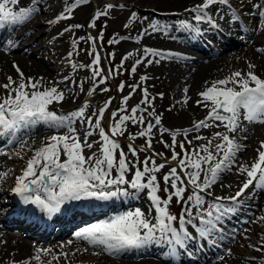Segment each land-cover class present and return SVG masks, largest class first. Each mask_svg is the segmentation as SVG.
Returning <instances> with one entry per match:
<instances>
[{"label": "snow or ice", "instance_id": "1", "mask_svg": "<svg viewBox=\"0 0 264 264\" xmlns=\"http://www.w3.org/2000/svg\"><path fill=\"white\" fill-rule=\"evenodd\" d=\"M88 0H73L71 4H66L62 13L50 23H58L62 19L71 18L72 11L87 3ZM244 0H241L243 3ZM252 3V12L248 15L257 17L256 30L264 29V0H248ZM19 0H0V26L20 25L30 20L40 11L41 0H32L28 7H20L13 10ZM11 5V6H10ZM220 5L227 8L231 16V21H238L240 16L230 4V0H203L201 4L186 8L185 11L193 15L196 24L185 20L178 22L179 29L188 30L196 34L201 33L198 26L201 22L219 28L216 20H225L224 8L217 7L213 14L212 6ZM114 6L109 4L104 11H97L90 27H95V19L109 14V10ZM120 7H123L121 5ZM137 13L133 12L129 18L130 22H136ZM146 19V18H144ZM80 25L65 28L63 32L72 31ZM125 27H129L126 24ZM148 28L153 32H167L166 26L149 22ZM148 28L135 38L139 42L148 33ZM60 33L58 35L63 34ZM130 37H126L128 39ZM176 39V37H172ZM102 40V33L99 37H80L72 40L73 51L68 53L70 67L73 71L88 69L91 71V87L87 95L91 97L98 84H103L113 75L110 68L107 75L99 67L101 55L96 51V41ZM80 41L92 42V53H95L89 65L72 62L74 54H78ZM113 39L109 43H117ZM8 49L17 46L16 42L8 39L5 42ZM3 46V45H0ZM144 56L136 59L131 68V72H136V66L144 63L152 64L154 61L150 56L164 58V54L149 48H145ZM264 53V48L257 49ZM89 53V55H92ZM176 53H168L167 57L177 56ZM131 56L127 54L124 59ZM123 66V60L121 67ZM19 72V82L8 77V83L3 87L6 96L0 97V137H7V144L11 145L23 141L18 137V133L24 131L31 134L38 126H44L48 130H54V134L45 138L40 146L34 150V154L27 160L26 166L20 175L15 177V186L11 192L19 198L24 205L35 206L41 213L48 217L57 214L74 211L77 207L88 208L102 207L103 204L97 202H126L129 199H138L141 194H146L150 201L148 213L139 207L111 215L98 222L88 224L74 233L77 239L87 242L89 245L99 247L109 255L120 256L133 250H142L149 246H158L166 258V264L179 260L182 255L192 256L188 251L189 245L193 241L208 242L214 233L220 232L218 225L224 223L225 218L235 214L237 207L243 197L251 187L254 191H264V141H261L260 148L257 149V157L251 165H240L237 168L238 175H245L246 179L241 183L239 191L230 197H213L206 201V196H213L212 187L217 183L220 175L225 171H230L236 166L237 154L243 149V145L237 142L235 133L242 129V122L264 124V77L255 71L256 65L249 63L248 71L242 73L235 71L230 76L215 80L207 86L205 90L198 93L201 99L197 100V105H203L208 109L204 119L195 122L192 127L186 129L169 130L158 127L161 125V116L155 111H148L141 105L152 106L154 97L149 96L147 88L143 89L140 103L132 107L130 112L126 105L132 95L141 87L139 83L129 85L131 91L128 96L121 100V107L111 113L110 119L113 121L108 126V131L102 126V121L111 99L105 102L103 107L88 114L89 104L87 101L75 110L64 112L53 108L55 104L65 102V90L61 89V83L67 84V78L63 81H44L41 77L34 80L25 77ZM99 78V79H98ZM148 77L142 76L141 81H146ZM74 86L83 91V82H71ZM209 82H205L208 85ZM51 84V86H48ZM15 85V86H14ZM123 82L118 86L119 91H123ZM104 88L101 91H108ZM71 92L72 88H68ZM189 89L185 87L183 92L187 94ZM161 97L163 94H160ZM188 97L185 95L183 103H187ZM147 117L154 118V122L149 120L146 127L138 133L130 134V139L137 137L146 138L145 146L137 148L129 144L128 153L121 148L120 142L115 139L123 136L127 124L144 125ZM119 116L117 120L116 117ZM93 118L95 120L93 121ZM77 123L83 124L86 131L83 136L76 127ZM223 128L224 131H216L210 138L196 135L194 140H204L206 143L193 147L191 150L185 148V142L192 145V140H188L190 133H199L201 129ZM156 128L161 135L169 133L172 142L165 143V147L172 151L171 160L178 162L181 173L177 167H171L163 175V191L168 193L166 198H162L158 193L161 191L157 180V173L165 168V163L156 164L155 156H163V153H155L148 156L144 161H139L138 153L152 149L153 129ZM61 129L66 132L61 133ZM98 135V141L89 142V137ZM183 137V140H177ZM95 144L100 147L97 151H91ZM177 147L180 152H177ZM85 149L91 151V155H85ZM118 153V155H117ZM129 154L136 159H129ZM16 155L20 156L17 152ZM63 157V159H62ZM143 165L141 167L140 165ZM7 173H0L2 180ZM191 189V194L185 198L186 191ZM171 189V191H169ZM173 198L178 204H182L179 216L172 213L170 204ZM79 202V203H74ZM207 204V208H205ZM195 208V213L193 212ZM154 211V215L151 213ZM264 221V217L259 218ZM189 226L197 234L194 236L189 231ZM222 238V237H221ZM69 244L71 241L68 242ZM256 251H264V243L259 247L253 246ZM166 249V250H165ZM51 249H36V253L24 264H31L32 260L41 262V253L48 256ZM67 260V253H61ZM59 260L60 256L52 257ZM223 259V257H221ZM52 264V261H47Z\"/></svg>", "mask_w": 264, "mask_h": 264}, {"label": "bare ground", "instance_id": "2", "mask_svg": "<svg viewBox=\"0 0 264 264\" xmlns=\"http://www.w3.org/2000/svg\"><path fill=\"white\" fill-rule=\"evenodd\" d=\"M31 2L32 0H24V6L23 4L20 6V3L15 6H10L13 7V10L18 11L20 7L30 6ZM72 2L73 0H41L39 5L40 11L36 13L30 20L24 22L23 27L14 31L15 36L13 40L16 42V44L19 42L21 43V41L25 39L27 42L25 44H29L26 46H30L37 41L36 45L37 48L40 47L38 50L40 55L36 54L35 58H32L33 51L30 50L33 48L25 50L24 47L17 50L16 47L8 49L7 45L3 46L2 49H0V86L8 83V77H12L13 80L19 82V72L17 71V67H14V65L18 66L20 72L23 73L25 81L28 77H31L34 80L42 77L44 81L49 82L63 81L68 77L67 84L61 83L59 85L61 89L65 90V102H63V104H55L52 107L62 111H65V109L69 108L70 110H75L82 106L85 101H87L89 104V108L87 109L88 114H91L92 111H95L97 107L94 106L92 102L100 103V90L105 86V84L97 86L94 94L89 97L87 92L90 89V86H93V84L91 83L89 86L91 76L87 71L88 69L73 71L70 67V62L69 66H61V63L58 60L52 59L51 54L53 53V49L51 44V34L54 32L57 34L62 33V23L67 27L75 26L78 21L80 24L84 23L85 18H87L91 9L92 11L95 9H98V11H104L105 7L109 4L114 6L109 10V14L107 15L109 18L120 19L119 16L125 15L128 12V15L126 16L127 18L124 20L122 27L114 31V36L112 38L118 41L117 43H114L115 48L119 51H122L123 53L121 58L123 59V66L121 67L122 72H129V70L135 64L136 59L144 56L143 50L145 48L153 49L164 54V58L150 56L149 59L154 61L152 64H147L145 61L144 63L136 66L137 70L135 73L131 72L134 76L133 84L139 83L141 87L137 89L126 105L128 111L130 112L132 107L140 103L137 102L139 92L142 89L147 88L149 96L154 97V100L151 107L147 105H141V107H146L148 111L154 110L156 114L161 116V125L158 127L168 128L169 130L186 129L192 127L195 122L204 119L208 113V109L203 107V105H197L196 101L201 99L198 93L205 90L207 86H210L211 82L226 78L235 71H241L242 73L247 72L249 70V63L255 64V71L257 74L264 77V53L257 51V49L264 48V29L256 30L257 17L248 15V13L252 12V3H249L248 0H244L243 3H241V0H230V4L232 7H235L237 11L242 13L244 17H246L249 27L247 30L248 36L254 34L255 31H262V34L256 35L254 38L251 37L249 40H247V43H241L245 46L236 47V42L234 39L229 38L226 43L217 45V47H211L210 49H206V47H204L203 44L199 42L200 38L203 39L202 37L204 35V38H206V36H212L216 34L215 31L208 29L207 26H199L205 25L206 23L201 22L198 25L201 29V33L197 34L195 37L191 35L193 39L188 38V36L192 33L191 31L179 29L178 25L180 20H185L195 25L196 22L193 19L194 14L185 11V9L201 4L203 0H88L87 3L76 7L72 11H81V14L78 18L71 14V18L62 19L58 23H50L56 19L58 14L62 13L66 4H71ZM253 2H258V0H253ZM43 3H46V5ZM121 5H123V7H120ZM217 7L224 8L226 16L225 20H220L218 16L216 17V20L219 25L223 27L222 30L229 33V31L232 30L231 23L229 22L230 20L228 19L230 12H228L227 8L220 5L212 6L210 11L214 14ZM133 12L137 13L138 19L136 22L129 21V18ZM103 16L104 15L100 16L97 18V20H100ZM150 21L166 26L168 31L153 32L151 28H148ZM126 24H129V27H125ZM145 28H148V33L144 35L139 42H136L135 38ZM37 29L41 30L39 31L41 32L40 35L36 34L33 36L31 31H35ZM78 29L79 28H75L72 30L75 33L76 39L80 38L77 36L80 31L82 37L83 35L92 37L94 34V31L90 28L85 30V32H83L82 26L80 27L81 30ZM67 34V32H63L62 35L58 36L65 37ZM9 35L10 33L8 36ZM27 36H29L30 39L27 40ZM126 37L130 38L125 39ZM172 37H176V39H173ZM29 40L33 42H28ZM71 42L72 39L70 38L68 44L70 45ZM81 43L83 42L80 41L79 45H81ZM231 47H235V49L229 53H226L225 55L218 56L217 58H211L212 53L215 51L223 49L226 50ZM33 50L36 51L37 49ZM47 50H49V52H46ZM129 53H131V56H129L127 59H124V57ZM168 53H176L178 55L168 58ZM201 54H205L207 59L205 60V58H201ZM196 56L197 59L193 58ZM55 57L56 56H54V58ZM54 60L57 63H54ZM90 61H92V59ZM72 62L79 63L74 61V59H72ZM69 72H71L72 75H67ZM61 74L64 75L58 76ZM142 76H146L148 79L146 81H141L140 78ZM72 81H76L77 83L82 81L83 91L74 86L71 83ZM206 81L209 82L208 85L205 84ZM143 82L146 83L143 84ZM48 86H51V84ZM185 87L189 89L187 94L183 92ZM68 88H72V91L69 92ZM161 93L163 94L162 97L160 95ZM167 94H169L170 98H172V104L171 106L165 107L164 102L162 104L160 103V99H164ZM6 95L7 93L3 87H0V97H4ZM122 95L117 98L115 103L111 101V104L108 106L107 110L111 109L113 112L120 108L121 100L124 97ZM185 95L188 97L187 103H183ZM89 98H92V100H89ZM107 110L102 121V126L105 127L106 131H108L109 124L113 122L110 119L111 113H108ZM144 115L146 116L144 125H133L129 122V124L134 127L135 133H138L140 130L146 127L149 120L154 122V118L147 117V112H145ZM116 119H119L118 116ZM94 120L95 118H93V121ZM162 121H164V124ZM76 127L78 128L81 136H83V133L87 130L85 125L77 123ZM242 129L243 130H240L234 134L237 142L244 146L243 149L237 154L236 166H234L230 171H225L220 175L217 183L211 189L213 196H206V201H210L216 196H231L230 194H232L235 189H239L241 183L246 179L245 175L237 174V168L240 165L245 164L250 166L257 157V149L260 148L261 141H264V124L248 123L247 121H243ZM60 131L63 133L67 130L61 129ZM216 131H224V129L222 127H212L201 129L199 133H190L187 139L192 140V145H189L187 142H185L186 149L191 150L195 146L206 143L204 140H194V136L200 135L210 138ZM52 134H54V130H48L44 126H38L31 134H28L24 131L18 133V137L25 141L23 146L19 141L8 145L7 142H5L6 140L0 139V155H6V152L4 153V151L7 150L6 148L13 146L14 150L11 148L8 149V151L10 152V150H12L10 153H15L14 159H19V157L16 155L17 152L20 153V156H23V151L29 152L32 156L34 154V150L40 146L41 142ZM123 136L128 138L130 137L125 134ZM115 139L119 140L120 137L117 136ZM183 139V137H177V140ZM98 140V135L89 137V142ZM161 140L163 145L164 141H172V138L169 133H164L161 135V133L156 128H154L152 149L144 151V159L148 156H152L153 151L155 153H160L158 151V146L163 149L162 145L159 144ZM134 141L137 143L135 147L140 148L141 146H139L138 143L146 142V138L137 137ZM99 147V144H95L91 151H97ZM91 151L85 149V155H91ZM165 154H168L166 150ZM171 156L172 153H169L167 157L168 163L163 169L167 173L171 167H177L178 173L182 175L181 170L178 167V162L170 160ZM128 158L133 159L130 155ZM154 159L157 165L165 163L161 160L159 155L155 156ZM3 163L8 164L7 162ZM1 169L3 168L0 167V170ZM21 172V167H17L13 170L6 168L3 171H0V173H7V176L0 180V191L4 186H7V189L11 190L13 187L9 186L15 183V177L20 175ZM169 191H171V189H169ZM263 192L264 191L258 190L254 191L253 187L250 186V188L246 190L245 195L241 197V202L246 201L250 204L249 209L246 210L247 215L245 216L244 220L246 222L242 223L243 226L247 224L250 229V235L253 232L251 231V228L255 230L260 227L258 225L255 226L253 222H251V219L247 218L252 214L254 217L257 216V210L255 208L257 204V209H260L259 213L262 214V217H264V199L260 197ZM190 194L191 189L189 188V190L185 193V198ZM127 202L130 206H127L125 209H123V207L126 206L125 203ZM106 203L108 206L105 208L112 209V211L117 212L116 214L134 209L136 207L141 208L147 214L150 207V201L148 200L146 194H141L138 199H129L128 201L123 202L124 204L121 201ZM207 206L208 205L205 204L204 207L207 208ZM109 209L100 211L95 216H90L83 213V215L78 214L79 216L70 218V220L64 225V233L67 234L72 231L75 233V231H78L80 228L88 224L107 218L109 215ZM193 212L195 213V208H193ZM151 214L154 215V211ZM71 217H73V215ZM90 221L94 222L89 223ZM66 226H69V228ZM11 229L6 231L0 230V264H24L25 261L29 260L30 257L35 255L36 249L49 248L52 250L51 253L48 256H44L43 253H41V258L44 257L45 260H48L51 255H53V257L59 255V262L54 260V264H166V261L171 260V258L158 255L160 250L153 251L151 246L142 250H133L120 255L123 257H118L109 255L106 252H103L99 247H94L85 241L77 239L74 233L73 235L69 234L70 239L68 240H55L57 237L64 235V233H60L59 235H54V233H52L50 236L46 237L48 240L47 242H40V238H25L21 235V233L12 231ZM244 230L245 229L242 228V230H239L238 233H233L235 235L232 234V236L235 238H233L234 240L241 241V243L246 245L248 243L243 242L245 239L242 240L240 237ZM189 231L192 234H196L190 226ZM252 239L256 241L255 245L253 246L259 247L262 243H264V229L261 228V232L257 234L256 238ZM69 241H71L70 244L68 243ZM248 246H250V244ZM204 247L210 248V242H191L188 251L196 253L197 259L190 260L188 256L182 255L179 260L171 261V264H211L214 262H216V264H264V251H256L254 250V247L248 253L247 250L244 253L243 250H241V245L236 246L235 243L232 244L229 242L226 245H223L222 248H218V250L212 249L213 254L210 258L206 256L205 252H203L205 255H202L201 252H199ZM72 248H75L79 253H71L70 249ZM207 251L211 252L210 249ZM61 253L68 254L67 260H65L63 255H60ZM221 253L226 255L220 256ZM243 255H245V258H243ZM221 257H223V259H221ZM31 264H38V262L32 260ZM39 264L43 263L39 262Z\"/></svg>", "mask_w": 264, "mask_h": 264}, {"label": "rangeland", "instance_id": "3", "mask_svg": "<svg viewBox=\"0 0 264 264\" xmlns=\"http://www.w3.org/2000/svg\"><path fill=\"white\" fill-rule=\"evenodd\" d=\"M19 3H20V6L23 4V6L25 5L24 3V0H19ZM92 11V9H91ZM89 12L88 13V16L87 18H85V22L83 23L84 26L83 27V32H85V29H91L94 31V34L92 35V37H99L102 33V40H97L96 41V51L100 53L101 55V61H100V65L99 67L103 70V73L104 75H107L108 73V70L111 68L113 70V75L107 79V81L105 82L106 85L102 88H107L109 89L108 91H101L100 93V103L97 105L93 102V104L95 106H97V109L102 107V103L103 102H106L107 100L109 99H113L112 102H116L117 98H119L120 95L122 96H128L129 93H130V87L129 85H132L134 83V76L132 75L131 73V69L129 70V72L127 73H124L121 71V62L123 59L122 56H123V53L122 51H119L115 48V44L112 43L110 44L109 43V40H113V36H114V31L116 29H119L122 27V24L124 22V20L127 18L126 16L128 15V12L125 14V15H122V16H119L120 19H113V18H109L107 16H103L100 20L97 21L95 27H90L89 26V23L92 21L91 20V15H92V12ZM73 16H75L76 18H78L81 14V11L80 12H77V11H74L71 13ZM118 20V21H117ZM62 26L64 28H68L67 26H65L63 23H62ZM80 29V28H79ZM237 29V27H236ZM41 31L40 29H37L35 31H33L34 35L38 34L40 35V32ZM70 32V35H71V39H76L75 35H74V32L73 31H69ZM234 36H236L238 39H242L244 40L245 37L244 35H241L240 32H233ZM78 37H82L81 36V31L79 32V34L77 35ZM83 37L86 39L87 36L83 35ZM35 40V39H34ZM237 40V39H236ZM240 42H242L241 40H239ZM37 42V41H36ZM36 42H34L33 44H31L30 46H28L29 49L33 48V49H37L36 51H34L33 49H31L30 51H33V56L34 55H40L39 54V48H35V44ZM83 43H81V45H78L79 47V51H80V54L78 55V61L80 62H84L86 63L87 65H89L91 63V59L94 58V55L95 53H92V42L91 41H88V42H85V41H82ZM53 46L59 50L60 52L62 53H66L68 51V48H67V44L65 42H63L62 40H56L54 41V44ZM98 47H99V50H98ZM233 49H226L224 51H222V53H220L222 55H225L226 53H229L230 51H232ZM79 53V52H78ZM89 53H92V55H89ZM111 54V57L113 58V61L111 58L108 57V55ZM57 59L59 61H61V59L63 58H60L59 55H57ZM110 63H111V66H110ZM89 72V75L91 76V71L90 70H87ZM63 76V75H61ZM99 79V78H98ZM161 81V80H159ZM121 82L124 83L125 87L123 89V91H119L118 90V86L121 84ZM93 84V81L90 80L89 82V86L90 84ZM156 90H159V89H156ZM140 93L137 97V101H138V98H140ZM164 102V106L165 107H168V106H171L172 104V98H170V95L167 94L166 97L164 99H160V103L162 104ZM96 109V110H97ZM108 112L112 113L111 109H108L107 110ZM119 118V116H118ZM162 123L164 124V121H162ZM168 123V122H167ZM135 133V129L134 127L131 125V124H127L126 126V130H125V135L127 136H130V134H134ZM120 137V139L118 140L120 142V145H121V148L127 153L128 152V145L130 144H127L128 141H131L135 146L137 145V143L134 141V140H131L130 138L126 137V136H118ZM172 141H164L163 142V145H162V140L160 141L159 144L162 145L163 149L160 148V146H158V151L160 153H163V156H160L161 157V160L162 161H167V157H168V154L169 153H172V151L165 147V143H168V144H171ZM139 146L141 147H144L145 146V142H139L138 143ZM185 148H186V145H185ZM165 150L168 152V154H165ZM178 152H180V149L177 147L176 149ZM26 155H28V152H24L23 151V159H25ZM118 155V153H117ZM131 156V155H130ZM132 157V156H131ZM144 157V152H139L138 153V159L139 161L142 162V159ZM133 159H136L134 157H132ZM20 157L19 159H16L14 162L12 161V159H10L9 155H6V157L0 159V162H6V161H9L10 162V166H7V168H13L14 166H19L21 165L22 163V160ZM170 159V158H168ZM171 160V159H170ZM25 163V161H24ZM141 167H143V165L141 164L140 165ZM166 174L165 170L162 169L159 173H157V180L160 184V188H161V191H160V196L162 198H166L168 193H165L163 191V188H164V182H163V175ZM264 194V193H263ZM262 197H264V195H261ZM175 198H173V200L171 201V204H170V210L172 213L176 214L177 216H179V214L181 213V207L183 206L182 204H178L176 201H174ZM257 217L255 218L254 216H251L250 218L252 219L253 221V224L256 226H260L258 227L257 229L253 230V237H249L250 235V231L249 230V227L246 226L245 229H246V234L245 236H240L242 238V240L245 239V241L243 242H247L248 244H243L241 243V241H238V240H233L232 242L235 243L236 246H240L241 245V250H243V252L245 253L246 250H247V253L249 251H251L253 249V245H255V242L252 238H256L257 234L259 232H261V228L264 229V221H260L259 220V217H262V214H256ZM260 228V229H259ZM238 241V242H237ZM232 243V244H233ZM250 244V246H248ZM71 253H74L75 251H70ZM224 254H222L223 256ZM243 258H245V255H243Z\"/></svg>", "mask_w": 264, "mask_h": 264}]
</instances>
